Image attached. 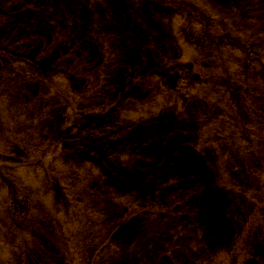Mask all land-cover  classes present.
I'll use <instances>...</instances> for the list:
<instances>
[{"label":"trees","instance_id":"trees-1","mask_svg":"<svg viewBox=\"0 0 264 264\" xmlns=\"http://www.w3.org/2000/svg\"><path fill=\"white\" fill-rule=\"evenodd\" d=\"M79 3L0 0V264H121L138 233L158 264H242L221 218L264 205V109L245 81L264 0H139L130 21L89 0L95 35ZM192 229L195 250L175 247Z\"/></svg>","mask_w":264,"mask_h":264},{"label":"rangeland","instance_id":"rangeland-1","mask_svg":"<svg viewBox=\"0 0 264 264\" xmlns=\"http://www.w3.org/2000/svg\"><path fill=\"white\" fill-rule=\"evenodd\" d=\"M88 1L89 0H77V3H79L81 7L79 9L78 24L79 28L81 27L80 29L83 33L88 35L89 31L91 30L94 33L93 35H95L99 32V28L97 26V15H99L101 11H99V9L97 10V8L93 6L95 5L94 3L93 5H89ZM138 2L139 0H112V3L117 12H119L121 18L128 19L129 21L131 20L132 16L138 17V12L142 11L143 6L140 8L138 6ZM246 51L247 50H245L244 58L246 57ZM260 56L261 55L259 54L258 56L255 55L251 58V61H247L246 67L248 68L249 72L246 73L245 81L246 83H248L250 94H252L261 103L264 109V62H261L259 60ZM176 79L178 82L176 84L175 92L178 94H182L183 92H185L189 80L186 76L181 75L176 77ZM236 105L238 106V108H243V110L246 111V104L245 102L241 101L240 97H238ZM75 116V113H71L67 116L63 125V130L68 129L71 125H73ZM61 149L62 147L59 146V144L54 145L44 155L42 162L44 164H50L61 151ZM207 178H210V175H208ZM214 190L222 191V193L220 194H224L223 190L220 188ZM9 209L11 215H13L16 220L20 221L28 220L32 214L31 202L22 194L13 195L9 204ZM234 210L236 209L232 208L228 213L226 212L224 213V215H222L221 228L224 229L226 228V226L231 227L232 222H235L237 224V229H239L237 243L241 240V248H239L241 249L240 263L264 264V205H261L259 203H251V207L241 209L239 211L237 210L238 213L236 211V213H233ZM179 211L180 210H178V212ZM203 215L204 211L198 214V216L196 217L197 220L202 221ZM123 219L124 216L120 215L118 221H121ZM132 221H128L127 226L130 227V225H132ZM120 232L125 233L124 231ZM161 232L162 235L165 236L166 233H169V230L164 229ZM186 232L187 235L182 234L180 236H176V241H174L175 247L178 248L181 244L184 245L188 251H190L191 249L195 250L196 245L194 243V239L200 231L192 229ZM237 243L235 239L231 240V244ZM157 245V241L153 240L148 235L138 233L134 242L124 250L121 264H158V253L156 251Z\"/></svg>","mask_w":264,"mask_h":264}]
</instances>
